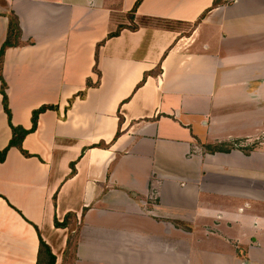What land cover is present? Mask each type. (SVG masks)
I'll use <instances>...</instances> for the list:
<instances>
[{
  "label": "crops",
  "instance_id": "0c3cea01",
  "mask_svg": "<svg viewBox=\"0 0 264 264\" xmlns=\"http://www.w3.org/2000/svg\"><path fill=\"white\" fill-rule=\"evenodd\" d=\"M109 1L0 0V264H264V0Z\"/></svg>",
  "mask_w": 264,
  "mask_h": 264
},
{
  "label": "trees",
  "instance_id": "16d2710c",
  "mask_svg": "<svg viewBox=\"0 0 264 264\" xmlns=\"http://www.w3.org/2000/svg\"><path fill=\"white\" fill-rule=\"evenodd\" d=\"M141 1L142 0L136 1L135 5L131 11V14H130L131 17H133V15L136 12L137 7ZM225 3H227V0H215L212 8H216V7L223 5ZM125 28H127L126 25H119L118 30L114 33H110L108 35V38L118 36L121 33V31ZM135 29H137V27ZM21 36H22V29L20 27L19 18L14 13H12L9 16V27H8L7 38H6L5 42L3 43V45L0 49V79L2 82V91L1 92L3 94L4 108H5V111L7 112L8 116H9V123H10L12 133H13L12 139L10 140L9 144L2 151H0V161H2V162L5 160V157H6L8 151L11 147H17L25 156L30 157L31 155L23 149V141H24L25 137L37 129L38 118H39V115L41 113H43L49 109H57V107L53 106V105H43L39 109L34 110V112H33V126L30 129H26L22 126H14L12 124L11 110L9 108L8 97H7V94L5 91L7 88V84L3 78L1 69H2V62H3L4 56H5L6 50L10 47L19 46L21 44ZM104 42L105 41L98 44L97 56H98L99 48L102 44H104ZM95 70H97L96 67H95ZM158 72H159V68H158ZM145 79H146V77H145ZM87 84H88V86L92 85L90 80L87 81ZM84 94L85 93L82 92L79 96H83ZM72 100H71V102H72ZM119 133L120 132L117 133L116 138H118ZM96 146L108 148L110 146V144L101 143V144H98ZM214 150H219V149L217 148V146H215ZM75 172H76L75 163H73L71 175H73ZM55 226L68 229L69 237H68V243H67L66 251H69L75 244L76 235H77V232L80 228L77 215L75 213H68L63 221H59L57 219V217H55ZM39 235H40V233H39ZM37 264H56V256L53 254L49 245L42 239L41 235H40V246H39L38 258H37Z\"/></svg>",
  "mask_w": 264,
  "mask_h": 264
},
{
  "label": "rangeland",
  "instance_id": "374dc122",
  "mask_svg": "<svg viewBox=\"0 0 264 264\" xmlns=\"http://www.w3.org/2000/svg\"><path fill=\"white\" fill-rule=\"evenodd\" d=\"M112 1V4L114 5V4H116L117 6H122L121 4H122V2H123V0H111ZM111 1H109L110 3H111ZM150 22H153V21H150ZM154 23V22H153ZM217 146V145H216ZM235 144H232L231 145V147L230 146H228L229 148H235ZM220 149V148H219Z\"/></svg>",
  "mask_w": 264,
  "mask_h": 264
}]
</instances>
